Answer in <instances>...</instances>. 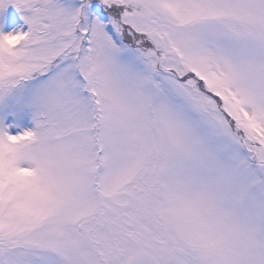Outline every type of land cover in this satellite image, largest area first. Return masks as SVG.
Returning a JSON list of instances; mask_svg holds the SVG:
<instances>
[{"label": "snow or ice", "instance_id": "6c2138e0", "mask_svg": "<svg viewBox=\"0 0 264 264\" xmlns=\"http://www.w3.org/2000/svg\"><path fill=\"white\" fill-rule=\"evenodd\" d=\"M0 264H264V0H0Z\"/></svg>", "mask_w": 264, "mask_h": 264}, {"label": "rangeland", "instance_id": "374dc122", "mask_svg": "<svg viewBox=\"0 0 264 264\" xmlns=\"http://www.w3.org/2000/svg\"><path fill=\"white\" fill-rule=\"evenodd\" d=\"M5 15L11 18L17 28L23 27L24 31H27V26L24 25L19 13L13 7L10 6Z\"/></svg>", "mask_w": 264, "mask_h": 264}]
</instances>
